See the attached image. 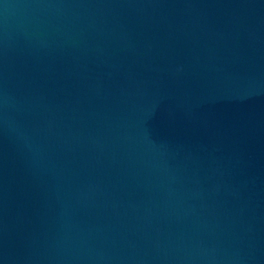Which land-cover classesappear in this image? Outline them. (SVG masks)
<instances>
[{
    "label": "water",
    "instance_id": "95a60500",
    "mask_svg": "<svg viewBox=\"0 0 264 264\" xmlns=\"http://www.w3.org/2000/svg\"><path fill=\"white\" fill-rule=\"evenodd\" d=\"M0 264H264V0H0Z\"/></svg>",
    "mask_w": 264,
    "mask_h": 264
}]
</instances>
